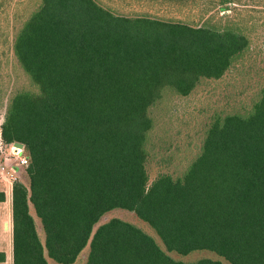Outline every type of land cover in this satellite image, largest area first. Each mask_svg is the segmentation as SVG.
Masks as SVG:
<instances>
[{"label": "trees", "instance_id": "obj_1", "mask_svg": "<svg viewBox=\"0 0 264 264\" xmlns=\"http://www.w3.org/2000/svg\"><path fill=\"white\" fill-rule=\"evenodd\" d=\"M109 1L40 0L15 32L34 90L10 97L2 125L6 145L23 144L29 160V186L13 188V264H76L87 248L86 264H224L170 256L196 252L264 264V88L251 107L217 116L177 174L152 179L148 169L154 108L233 69L250 49L238 27L249 6ZM115 210L135 214L162 245L120 219L95 231Z\"/></svg>", "mask_w": 264, "mask_h": 264}, {"label": "rangeland", "instance_id": "obj_2", "mask_svg": "<svg viewBox=\"0 0 264 264\" xmlns=\"http://www.w3.org/2000/svg\"><path fill=\"white\" fill-rule=\"evenodd\" d=\"M98 1L101 4L113 6L109 0ZM39 4L40 0H0V131H2L10 97L18 91L34 90L14 56L13 42L15 32L22 27ZM240 4L250 8V12L246 13L248 15L239 18L238 22V27L246 31L251 40L249 51L237 60L233 69L222 80H204L189 98L171 96L170 101L174 104L172 108H167L169 107L167 105L154 108L153 117L157 128L151 138V158L148 163L152 179L162 172L177 174L183 168L182 164H185L181 163L182 158L191 157L199 150L207 127L217 116L240 113L251 107L264 88V0H241ZM240 8L243 7L240 6ZM227 14L233 17L235 13L229 11ZM180 16L169 15L174 20L182 19L183 17ZM4 145L5 147L0 149V168L11 154L9 149L11 145L8 146L5 142ZM177 150L180 151L176 152ZM26 168L27 166L23 169ZM23 169L15 177L12 176L9 168L5 176L0 175V193L4 194L7 203V208L1 211L7 212L6 215H8V206L13 195L12 188L18 183L29 186L28 174ZM31 213L34 215L33 209ZM113 219L136 225L161 244L156 233L148 225L140 221L135 214L124 210H115L106 214L96 226L95 231L99 226ZM36 224L38 234L44 241V231L38 219ZM1 228L0 224V230ZM89 251L90 249L87 248L76 264H86ZM170 256L186 263L212 259L228 264L208 252H196L188 257H180L174 253ZM49 264L57 263L50 261Z\"/></svg>", "mask_w": 264, "mask_h": 264}, {"label": "crops", "instance_id": "obj_3", "mask_svg": "<svg viewBox=\"0 0 264 264\" xmlns=\"http://www.w3.org/2000/svg\"><path fill=\"white\" fill-rule=\"evenodd\" d=\"M9 204L10 206H8V215H6L7 212H2L3 209L7 208L6 200L5 202L0 203V224L2 225L0 230V254L3 253L5 255V262L0 264L14 263L12 199H10Z\"/></svg>", "mask_w": 264, "mask_h": 264}, {"label": "built area", "instance_id": "obj_4", "mask_svg": "<svg viewBox=\"0 0 264 264\" xmlns=\"http://www.w3.org/2000/svg\"><path fill=\"white\" fill-rule=\"evenodd\" d=\"M16 144L17 143L12 144L10 146L9 148L11 150L10 157L6 158L3 164L1 165L2 168H0V175L5 176L7 174V168H9V171L11 172L12 176L15 177L19 174V172H21L23 168L28 166L29 160L25 155V148L20 149L16 146ZM2 147H5V145L2 137V131H0V149ZM12 193H13V188H12Z\"/></svg>", "mask_w": 264, "mask_h": 264}, {"label": "water", "instance_id": "obj_5", "mask_svg": "<svg viewBox=\"0 0 264 264\" xmlns=\"http://www.w3.org/2000/svg\"><path fill=\"white\" fill-rule=\"evenodd\" d=\"M16 146H17L18 148H20V149H24V148H25V146H24L23 144H20V143H17Z\"/></svg>", "mask_w": 264, "mask_h": 264}]
</instances>
